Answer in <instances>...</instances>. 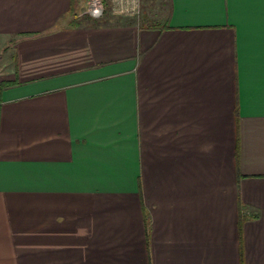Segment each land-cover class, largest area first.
I'll list each match as a JSON object with an SVG mask.
<instances>
[{
  "label": "crops",
  "instance_id": "obj_1",
  "mask_svg": "<svg viewBox=\"0 0 264 264\" xmlns=\"http://www.w3.org/2000/svg\"><path fill=\"white\" fill-rule=\"evenodd\" d=\"M132 1L0 0V264H264V0Z\"/></svg>",
  "mask_w": 264,
  "mask_h": 264
},
{
  "label": "built area",
  "instance_id": "obj_2",
  "mask_svg": "<svg viewBox=\"0 0 264 264\" xmlns=\"http://www.w3.org/2000/svg\"><path fill=\"white\" fill-rule=\"evenodd\" d=\"M133 7L138 6V0H133ZM104 2L102 0H89L88 12L95 17H100L104 13Z\"/></svg>",
  "mask_w": 264,
  "mask_h": 264
},
{
  "label": "rangeland",
  "instance_id": "obj_3",
  "mask_svg": "<svg viewBox=\"0 0 264 264\" xmlns=\"http://www.w3.org/2000/svg\"><path fill=\"white\" fill-rule=\"evenodd\" d=\"M102 1L105 2V3H104V5H105L107 0H102Z\"/></svg>",
  "mask_w": 264,
  "mask_h": 264
}]
</instances>
